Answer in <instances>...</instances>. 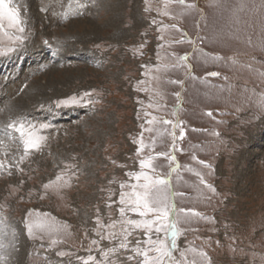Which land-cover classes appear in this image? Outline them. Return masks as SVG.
I'll return each instance as SVG.
<instances>
[{
  "label": "rangeland",
  "instance_id": "obj_1",
  "mask_svg": "<svg viewBox=\"0 0 264 264\" xmlns=\"http://www.w3.org/2000/svg\"><path fill=\"white\" fill-rule=\"evenodd\" d=\"M100 1L37 0V14L30 15L25 6V13L19 6L23 0H13L25 31L17 33L6 27L0 33V49L15 46L9 36L24 38L23 46L8 54L15 56L13 61L20 59L17 64L8 68L3 61L9 56H0V160H19L23 154L19 134L7 128L8 123L32 125L35 134L44 139L39 149L24 157L22 172L15 168L12 175L0 171V218H6L8 224L6 229L0 225V236L7 243L11 230L16 229L15 254L22 256L24 264H83L89 254L101 261L100 249L117 247L122 238L119 185L136 183L126 173L141 170L139 158L170 150L171 126L152 125L153 132L143 131L147 147L141 157L136 155L134 140L141 138V125L148 128L145 120L155 116L184 121L185 137L177 140L183 151L172 153L176 162L158 158L153 164L162 175L169 173L170 164L179 165L168 178L173 191L184 196L174 197L173 202L178 209L200 214L188 222L181 218L174 258L206 264L199 255L203 251L214 264H264V153L256 160L247 154L237 162L250 150L251 135L259 132L257 140L264 144V121L259 114L253 117L246 111L249 101L258 105L264 100V7H259L264 0H186V4L196 5L195 10L174 3L166 6L165 0H106L118 6L115 15L119 17L108 15L121 18L116 27L126 37L105 27L101 35L84 41L71 38L67 27L72 22L75 33L90 29L89 19L105 25L108 15L99 10ZM133 4L139 5L142 19L136 28L131 17ZM164 11L169 15H162ZM237 18L238 25L233 23ZM172 24L195 43H174L180 33L164 27ZM68 40L75 43L70 50L63 44L70 43ZM61 42L66 45L64 51L58 49ZM185 55L195 80L186 75V68L173 67ZM209 72L219 76H207ZM49 81L57 82L46 89L47 97L40 101L28 97L26 106L16 104L31 82ZM171 81H183V85ZM85 93L89 95L85 97ZM73 97H84L83 103H71ZM13 102L16 105L10 107ZM174 110L177 116L172 115ZM209 111L212 117L206 115ZM175 131L178 136L179 128ZM235 171L247 174L244 181L237 180ZM196 172L211 189L199 183ZM57 175L60 181H56ZM50 181L54 183L45 190L43 185ZM29 210L33 222L51 227V238L57 244L52 245L48 235L43 240L27 238L22 221ZM97 218L103 228L97 227ZM126 218L139 219L131 212ZM132 231L129 242L134 247L144 236L141 230ZM98 232L116 236L102 240ZM93 239L99 247L92 245ZM57 252L65 255L57 256ZM131 254L118 249L109 259L129 264L125 258Z\"/></svg>",
  "mask_w": 264,
  "mask_h": 264
},
{
  "label": "snow or ice",
  "instance_id": "obj_2",
  "mask_svg": "<svg viewBox=\"0 0 264 264\" xmlns=\"http://www.w3.org/2000/svg\"><path fill=\"white\" fill-rule=\"evenodd\" d=\"M148 0H145L147 3ZM176 4L183 6L188 10H195V4H186V0H165V4ZM81 7H84L82 5ZM259 7H264V4H261ZM43 10V9H41ZM145 11H149L148 8H145ZM162 15H169L167 11L161 13ZM24 21L21 19L20 9L13 4V0H0V33L5 32V28H13L17 33H23L25 31L22 26ZM152 23H156L155 20ZM234 24H239L240 20L237 18L233 22ZM165 28L170 27L176 32L180 33V39L175 40L174 43H195L192 41L186 32H183L176 24L170 26H164ZM159 30V29H158ZM203 41L202 37H197ZM9 39L13 41L15 46H8L6 48L0 49V56H5L10 53L17 51V49L23 46L24 38L20 35L9 36ZM47 45V41L44 42ZM143 47V45H141ZM214 60L220 59L218 56L211 57ZM179 63L173 65V67H183L187 69L186 75L191 76L192 79H197V77L192 76V68L190 65L186 64L187 56H182L178 58ZM167 67V66H166ZM210 77H218V72H209L206 74ZM174 84L183 85V81H171ZM264 87V85H262ZM142 90V89H141ZM88 93H85L84 96H88ZM177 97V106L181 103L180 93H175ZM264 96V92L261 93ZM84 97H80L79 100L73 97L71 98V103L78 104L83 103ZM91 103V101H89ZM67 106V102H65ZM84 106H87L86 104ZM151 106V105H150ZM247 112L253 117L259 114L261 121H264V100H262L258 105H253L249 101V106L246 109ZM145 117L149 116L148 112L144 113ZM173 116H177L178 113L174 110L172 113ZM206 115L209 117L213 116L211 111L207 112ZM139 118V115H138ZM145 123L149 125L148 128H144V125H141L142 132L141 138L139 140H134V143L138 145L136 148L137 157H141V153L147 147L143 141V131H148L149 133L154 131L152 125H163L171 126L172 131L168 133L172 137V143L170 150L168 152H158L155 155L149 154L146 158H139L138 164L141 169L139 172H128L127 176L134 179L136 183L127 185L124 182H121L120 193H119V213L122 218V238L119 240L117 247H111L107 250L100 249L101 256L103 259L99 262L96 261L95 257L89 254L87 259L83 261V264H123V261L111 260L109 259L110 254L117 253L118 249H124L130 251L132 254L126 256V261L131 264L134 261V264H189L186 258L176 259L173 256L174 250H177V237L180 235V229L178 224L181 221V218L184 219V222H188L191 217H198L200 214L191 209L177 208L173 202V198L176 196L183 197L184 193H177L173 191L169 176L171 172L176 171L179 168V165L176 164V167H172L170 164V171L167 175H162L156 173L155 165L153 161L158 158L167 159L170 162L175 163L176 157L172 153L183 151L182 148L177 146V140L182 141L185 137V128L183 127L184 121L176 119L169 120L163 117L152 116L151 119H146ZM42 127H48V125H43ZM7 128L14 130L19 134L20 142L23 145V154L20 156L19 160H16L14 157L10 160H0V171H7L9 175H12V169L15 168L17 171L22 172L23 169L20 167L23 163L24 157L28 154L30 150L39 149L41 140L44 139L42 136H37L33 130L34 126L28 125L27 128L23 123L11 122L7 124ZM179 128V134L177 136L176 129ZM158 131V129H155ZM218 135V133H214ZM11 138V134H9ZM0 144H3V141L0 140ZM7 156L8 154L5 153ZM193 160H196V156L193 155ZM115 163V161H113ZM199 164L202 166L211 169L210 164H206L205 161L199 160ZM149 170L152 174H149ZM191 171V169H189ZM195 176L198 178L199 183L204 185L207 188H212L211 185H208L205 181L204 176L200 172H196ZM61 176H56V181H60ZM142 181V182H141ZM23 183V181H21ZM54 182L50 181L47 184H44L43 187L45 190ZM111 183V181H110ZM131 188V191H126V188ZM133 213L139 217V219H130L126 218L127 213ZM47 216V213L43 214ZM32 216V210H29L28 214L24 217L23 229L28 239H39L43 240L45 235H48L50 243L52 245L57 244L59 241L51 238V227L44 222H33L30 217ZM6 218H0V225H3L6 229L8 224L5 222ZM97 227L103 228L104 225L100 224L99 218H97ZM111 227V226H110ZM132 230H141L144 236V239L141 241L137 239L135 241V246H130L129 237L133 235ZM100 236V239H109L115 238V233H109L104 235L101 232L97 233ZM163 234V235H161ZM7 235L6 232L3 234ZM12 239L5 242L3 236H0V264H24V259L21 255L17 254L15 258H12L14 252L18 253L17 250V231L15 228L12 229ZM155 237V238H153ZM92 245L99 247L97 240L93 239L91 241ZM143 245V246H142ZM57 256L63 257L64 252H57ZM181 257H184V253L180 254ZM202 260L206 264H214V262H209L207 254L203 251L199 253ZM195 264V261L192 262Z\"/></svg>",
  "mask_w": 264,
  "mask_h": 264
},
{
  "label": "bare ground",
  "instance_id": "obj_3",
  "mask_svg": "<svg viewBox=\"0 0 264 264\" xmlns=\"http://www.w3.org/2000/svg\"><path fill=\"white\" fill-rule=\"evenodd\" d=\"M24 1V3L23 2H21V3H19V6L21 7V9H22V12L23 13H25V10L23 9V7L25 6L26 8H27V10L28 11H31L30 12V15H34V14H37V11H36V2H37V0H23ZM222 1V0H221ZM135 2H137V1H135ZM100 4H101V7H100V11H102V13H103V16L106 14V15H108V13H111V16H114V18L115 17H119V15H115V12H116V10H115V7L117 6L116 4H114V5H112L111 3H109L108 1H106V0H101L100 1ZM137 4V3H136ZM137 6H139V5H137ZM137 6H135V4H133V7H132V19H133V21H134V23H135V28L136 27H138L139 25H140V22H141V20L142 19H140L141 18V16H140V14L138 13L139 11H138V7ZM118 7V6H117ZM97 12V11H96ZM26 15V14H25ZM99 15V14H98ZM101 16H102V14H100ZM108 17V18H107ZM99 18V17H98ZM94 19V18H93ZM105 25L103 26V24H100V23H97L96 21H92V20H88V21H90L89 22V27H91L90 29L89 28H86L85 27V29H84V31H78L77 33H75V32H73V30L72 29H74V26L76 25H74V23L72 22L68 27H67V29L69 30V34H70V37L71 38H73V37H75V38H77V41L79 42V41H84L86 38H90V37H88V36H91V35H94V36H96V35H98V34H100L101 32H103L104 30H106L108 27H113V28H115L116 29V31H117V33L119 34V35H122V36H124L126 33L122 30V28H119V27H116V26H118V24H120V20H121V18H120V20H118V19H111V18H109V15L108 16H106L105 17ZM86 21V20H85ZM98 21V20H97ZM87 22V21H86ZM81 23H85V22H80L79 21V24H81ZM102 23V22H101ZM114 23H116V25L114 24ZM87 24V23H86ZM77 27V26H76ZM105 27H107V28H105ZM82 28V27H81ZM134 28V29H135ZM76 29V28H75ZM80 30V29H79ZM120 31V32H119ZM98 33V34H97ZM101 35V34H100ZM68 37V36H67ZM70 37H68L67 39H69ZM125 37H126V35H125ZM75 38H73V39H75ZM114 40H116V39H114ZM67 42H70L69 40L67 41ZM58 44V43H57ZM63 44H67V46L66 45H63ZM62 44V42L60 43V44H58V46H59V48L58 49H60V51H64L63 50V47L64 46H66V48L67 49H71L70 47L71 46H73L74 44L73 43H63ZM65 49V48H64ZM77 52V51H76ZM81 52V51H80ZM79 52V53H80ZM86 53V52H85ZM76 54V53H75ZM87 57V56H86ZM14 58H15V56L14 55H12V56H9L8 58H4V63L5 62H7V65H8V68L9 67H13L15 64H17L19 61H20V59L18 58V59H16L15 61H13L14 60ZM85 58V57H84ZM1 62V61H0ZM56 75V74H55ZM64 75H66V74H64ZM71 75L72 74H70L69 76H70V80L72 79V80H74V76H72L71 77ZM51 76V75H50ZM58 76H60V75H58ZM80 76V75H79ZM47 77V76H46ZM77 77V76H76ZM42 78V77H41ZM46 79V78H45ZM43 80V79H42ZM51 80V79H50ZM38 81V80H37ZM36 81V82H37ZM47 81V80H46ZM61 81V80H60ZM36 82H31L30 83V85H29V87L27 88V89H25L24 90V92H23V94H22V96L17 100V102H16V104L17 105H19V104H22V106L25 104V98H30L31 97V99L32 100H38V101H40V99L41 98H44V97H47L46 96V94L44 93L45 91H47L46 89L48 88L49 89V87L50 86H52V85H54V84H52V83H54V82H57V81H54V82H51V81H49V82H47V83H45V84H38V83H36ZM59 82V81H58ZM83 82V81H82ZM62 83V82H61ZM57 83H55V85H56ZM57 91V90H56ZM36 92H38V93H36ZM45 94V95H44ZM55 96V95H54ZM28 98V99H29ZM48 99V98H47ZM27 101V100H26ZM35 102V101H34ZM8 103V102H7ZM10 103V102H9ZM15 102H13L12 103V105L10 106V107H14L15 105ZM24 106H26V105H24ZM101 133V132H100ZM257 133V132H256ZM260 133L258 132L257 134H254V135H256V136H253V135H251V140L248 142V148H250V150H246L245 152H243L240 156H239V158H237V162L239 161H241L247 154H248V157H252V159H254V160H256V157H259V156H261V155H263V153H264V144L262 145V144H260L259 142V140H257V139H259L258 138V135H259ZM255 140H257L256 142H255ZM260 140H262V139H260ZM70 141H72V140H70ZM69 141V142H70ZM263 141V140H262ZM73 142V141H72ZM255 142V143H254ZM251 143V144H250ZM77 152H78V150H77ZM252 152H253V154H252ZM245 162V161H244ZM90 164V163H89ZM240 165V164H239ZM244 165V164H243ZM246 165V164H245ZM238 166V165H237ZM240 169V168H239ZM246 169V168H245ZM249 171V170H248ZM236 172V171H235ZM236 173H238V175L236 176V178H237V180L238 181H244L243 179H245L246 178V173L244 172H242V171H238V172H236ZM88 175H89V173H88ZM251 177V176H250ZM56 182V181H55ZM237 182V181H236ZM235 184V183H234ZM244 185V184H243ZM246 185V184H245ZM247 189V188H246ZM237 222V221H236ZM17 225V224H16ZM10 226V225H9ZM8 231H9V229H8ZM12 231V230H11ZM8 238V237H7ZM25 238V237H24ZM10 239H12V238H10ZM21 239V238H20ZM9 240V239H8ZM18 242V241H17ZM16 256V254H15V252L13 253V255L12 256Z\"/></svg>",
  "mask_w": 264,
  "mask_h": 264
}]
</instances>
